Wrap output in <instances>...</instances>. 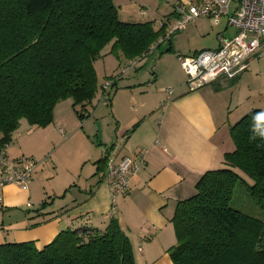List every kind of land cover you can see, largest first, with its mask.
<instances>
[{
    "label": "crops",
    "instance_id": "0c3cea01",
    "mask_svg": "<svg viewBox=\"0 0 264 264\" xmlns=\"http://www.w3.org/2000/svg\"><path fill=\"white\" fill-rule=\"evenodd\" d=\"M197 19L205 18L193 21ZM206 20L204 28L191 21L162 43L166 47L153 66L146 58L159 46L127 61L111 54L108 45L103 54L118 74L108 103L101 98L104 82L98 83L96 104V96L83 108L73 107L71 99L59 102L50 124L29 129L38 133L37 148L6 152L9 159L32 157L40 163L28 187L0 186V244L12 237L14 242L33 241L41 249L62 230L102 231L114 217L129 238L135 264H171L168 249L176 242L171 220L177 203L194 193L204 172L223 167L224 155L235 149L231 126L252 110L264 111V57L251 59L248 69L233 79L220 77L196 90L186 85L177 55L216 49L235 34L224 18ZM205 35L212 40L190 45L194 36ZM178 41L188 46L181 48ZM134 61L151 68L146 66L139 76L128 66ZM143 151L145 164L113 208L107 158L129 157L137 163Z\"/></svg>",
    "mask_w": 264,
    "mask_h": 264
},
{
    "label": "trees",
    "instance_id": "16d2710c",
    "mask_svg": "<svg viewBox=\"0 0 264 264\" xmlns=\"http://www.w3.org/2000/svg\"><path fill=\"white\" fill-rule=\"evenodd\" d=\"M165 26L120 21L112 0H0V148L23 120L35 128L50 124L61 101L90 103L99 90L94 61L105 47L127 61L141 58ZM230 132L235 149L223 167L204 172L194 193L176 205L171 264H264V220L229 206L241 184L264 209V111L248 112ZM0 264L135 261L112 217L102 231L62 230L41 249L33 241L4 242Z\"/></svg>",
    "mask_w": 264,
    "mask_h": 264
},
{
    "label": "built area",
    "instance_id": "2783aa9c",
    "mask_svg": "<svg viewBox=\"0 0 264 264\" xmlns=\"http://www.w3.org/2000/svg\"><path fill=\"white\" fill-rule=\"evenodd\" d=\"M196 18H224L235 29V34L224 39L216 49H203L191 55H177L190 90L211 84L220 77L233 79L248 69L251 59L264 57V0H177L173 6L172 22L165 19L157 23L158 28L165 23V31L150 46L148 52H153ZM132 65H136V61ZM126 69L127 66L123 71ZM115 80L116 77L111 76L101 86V98L106 103ZM165 91L171 93L170 89ZM6 147L5 145L0 148V186L28 187L32 173L40 161L32 157L9 159ZM146 152H140L137 163L129 157L118 161L107 158L105 176L112 186L113 208L116 197L127 192L131 176L145 164Z\"/></svg>",
    "mask_w": 264,
    "mask_h": 264
},
{
    "label": "rangeland",
    "instance_id": "374dc122",
    "mask_svg": "<svg viewBox=\"0 0 264 264\" xmlns=\"http://www.w3.org/2000/svg\"><path fill=\"white\" fill-rule=\"evenodd\" d=\"M176 1L177 0H112V3L117 9V16L120 21L130 22V23L152 21L156 26L160 20L163 21V19L171 15L173 11L172 6ZM196 23H198L202 28H204L208 24L205 18L204 20L197 19L193 21L190 25L193 26ZM209 40H212V36H208V37L207 35L194 36L190 41L191 42L190 45L196 44L197 46H199L200 44L208 43ZM177 43L178 45H180L181 48H186L188 46V44L185 41H178ZM165 47L166 44L160 45L156 49V54H154V56L149 55L146 58V63H148L149 61L151 63V66H153L154 59L158 57L159 53L163 51ZM108 57H109L108 54L107 55L103 54L94 61V68L97 73V80L99 84L101 82H104L105 76L109 74H112V76L117 78L118 74L114 72L117 69V67L112 66L111 60ZM130 65H132V63L128 65L129 68H133L132 71L136 70L138 73L140 72L139 76H141L142 71L147 70L146 66H148L147 64L145 65L143 61H136V65L134 66L133 65L130 66ZM151 66L150 67L148 66L149 69L151 68ZM123 69L124 68L118 70L121 73L123 72ZM118 70L116 72H118ZM113 73L115 74L113 75ZM97 96L98 93L96 94V97L93 100L95 104L97 103L96 100ZM30 127L28 126L26 121L22 122V124L19 125L18 129L13 133L6 147V152H8L9 154H15L18 153L22 148L24 150L37 148L38 133L35 134L29 133V129L33 130L37 128L35 127L30 128ZM59 140H60L59 137L56 138V142H59ZM229 206L244 214L264 220V209L259 208L255 204V202L251 199V197L248 195L245 188L241 184H237V186L235 187L232 198L229 202ZM7 216H8L7 214L6 215L4 214L3 217L4 221H6ZM1 219L2 217L0 215V222ZM6 240L8 242L15 241L14 239H12V237H7Z\"/></svg>",
    "mask_w": 264,
    "mask_h": 264
}]
</instances>
